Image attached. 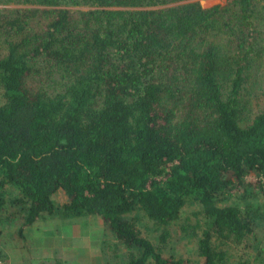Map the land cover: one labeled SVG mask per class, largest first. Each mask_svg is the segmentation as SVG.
I'll return each mask as SVG.
<instances>
[{
    "label": "trees",
    "instance_id": "1",
    "mask_svg": "<svg viewBox=\"0 0 264 264\" xmlns=\"http://www.w3.org/2000/svg\"><path fill=\"white\" fill-rule=\"evenodd\" d=\"M88 218L121 251L103 264L188 263L172 238L199 264L256 246L264 0H0V234L31 254L35 231L63 245Z\"/></svg>",
    "mask_w": 264,
    "mask_h": 264
},
{
    "label": "rangeland",
    "instance_id": "2",
    "mask_svg": "<svg viewBox=\"0 0 264 264\" xmlns=\"http://www.w3.org/2000/svg\"><path fill=\"white\" fill-rule=\"evenodd\" d=\"M199 1L204 7H210L215 4L226 2V0H199ZM54 197L60 201L67 200V197L63 191L56 192ZM260 200L261 199L259 198L258 201ZM192 211H193L192 206L183 208L181 218L177 222H174L171 225H169L171 230L177 231L178 236L181 234H187V232L190 231L191 227H193L196 224V221H195L196 218L194 217V214L192 213ZM84 221H80L79 223H72L71 227L68 228L71 231V237L69 236V243H70L69 247L70 248L75 247L76 245V248L78 247V250L82 252H84V250L87 249L88 253L86 254L84 252L85 256L83 257H89V251L94 247V245H96L100 253L98 256H96L97 258H95L98 262L95 264H103L104 260L107 259L109 256H111V254H114V256L117 259H119L121 256V251L117 250V248L114 247L111 250L106 248L105 251L103 250L102 243H103V238H104V227H103L102 221L99 219L88 218V224L86 225L84 224ZM144 223L145 224H143L142 226V229L144 231L143 235L148 236L149 238L151 237L152 240L156 242L159 238H156L152 233V229H153L152 221L146 219ZM1 229L2 228L0 226V231H2L4 228L2 230ZM5 229L7 230V233L5 235L3 232L0 234V246L3 248H5V246L8 247L7 245L8 237H10V232H11L10 228L8 229V227L7 228L5 227ZM59 236L61 238L62 236L61 233L59 234ZM258 236L260 239L258 240L256 246L254 247L253 246L251 247L240 246V247H232L230 249L229 252L231 253V255L233 254L230 257L232 263L235 264L238 261H242L247 264H264V228H260V230H258ZM167 242H168V245H170L171 250L175 251V255L177 257L181 256L184 259H188L187 260L188 263L186 264H199L200 258L197 252L196 243H193L186 239H180L178 241H175L174 238H172L171 240L168 239ZM61 247L63 246L59 245V248ZM51 249L52 248L46 249L44 255H46V253H49ZM164 253L165 255H169L171 253L169 246L168 248L165 249ZM104 254H107L106 258H103ZM81 262H82V259L80 256L77 258L74 264H82ZM55 263L56 262H54L53 259L50 261L45 260L44 262V264H55ZM24 264H32V262L29 260L28 262Z\"/></svg>",
    "mask_w": 264,
    "mask_h": 264
},
{
    "label": "crops",
    "instance_id": "3",
    "mask_svg": "<svg viewBox=\"0 0 264 264\" xmlns=\"http://www.w3.org/2000/svg\"><path fill=\"white\" fill-rule=\"evenodd\" d=\"M35 234V245L37 248H34V253L30 254V251L25 249L23 247V242L21 239H14L9 240L8 239V247L5 246V256L7 257V260L4 261V264H16L21 262L24 259V256L26 259L29 257L32 264H39L43 262L44 260H52L56 262L55 264H74V262L77 260L78 257L81 256L82 264H95L98 263L95 258L99 255L100 251L97 249V246L94 245V247L89 251V257H83L85 256V253H88V250H84V252L79 251L78 247H69V242L67 244H63L61 248H59V245L57 246V243L55 242V239L52 235V233H38L37 231L34 232ZM70 237H71V231H70ZM52 248L49 253H46L44 255L46 249ZM59 248V249H58ZM97 252V253H96ZM94 253V255H93ZM27 255V256H26ZM94 256V258H93ZM75 259V261H74ZM74 261V262H73ZM27 260L24 261L26 263ZM88 262V263H87ZM23 263V264H24Z\"/></svg>",
    "mask_w": 264,
    "mask_h": 264
},
{
    "label": "built area",
    "instance_id": "4",
    "mask_svg": "<svg viewBox=\"0 0 264 264\" xmlns=\"http://www.w3.org/2000/svg\"><path fill=\"white\" fill-rule=\"evenodd\" d=\"M0 264H4V261L0 260Z\"/></svg>",
    "mask_w": 264,
    "mask_h": 264
}]
</instances>
